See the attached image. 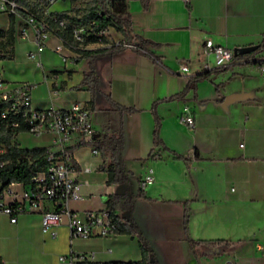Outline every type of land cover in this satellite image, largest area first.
Returning a JSON list of instances; mask_svg holds the SVG:
<instances>
[{"label":"crops","instance_id":"obj_1","mask_svg":"<svg viewBox=\"0 0 264 264\" xmlns=\"http://www.w3.org/2000/svg\"><path fill=\"white\" fill-rule=\"evenodd\" d=\"M61 1V8H49L50 3L46 10L67 9L68 0ZM125 8L130 41L145 40L139 52L124 47L92 56L81 53L73 62L59 59L60 67L44 69L41 52H53L44 48L37 65L25 54L32 48L29 34L20 37L13 29L12 55L0 59L2 79L36 77L29 91L31 107L78 101L89 111L93 133L122 132V161L131 179L107 183L98 168V151L73 144L76 178L87 182L79 186L82 198L69 200L68 207L82 216L105 206L109 193H134L136 182L151 176L129 208L114 212L119 220L134 223L159 264H262L264 76L251 59L264 57V0H125ZM4 15L0 28L7 25ZM112 31L115 40L123 39ZM206 38L245 49L249 57L234 58L181 97H171L190 75L203 70L204 61L211 64V56L201 50ZM97 47L86 43L83 49ZM90 65L99 82L91 105L90 90L79 84ZM52 87L55 93L49 91ZM152 110L158 117V144L152 142ZM185 112L193 117L190 128L178 122ZM83 167L89 170L81 171ZM136 231L69 239L63 216L50 235L40 230L38 212L19 213L14 221L0 213V264H68L57 255L70 251H91L89 261L136 260Z\"/></svg>","mask_w":264,"mask_h":264},{"label":"built area","instance_id":"obj_2","mask_svg":"<svg viewBox=\"0 0 264 264\" xmlns=\"http://www.w3.org/2000/svg\"><path fill=\"white\" fill-rule=\"evenodd\" d=\"M32 1L0 0V13L12 16L13 29L18 36L26 37L29 34L32 48L26 50L25 54L37 65L39 53L44 48L56 54L61 61L73 62L81 55L86 43H94L100 47L114 44L123 47L135 46L132 41L114 40L110 37L108 28L111 26L95 28L94 19L77 24L55 15L53 11H47L46 6L55 0H45L41 8L32 4ZM96 12L99 13V10ZM50 38L53 39L51 42ZM201 50L211 56L212 60L211 64L207 60L202 63L203 70L226 65L236 56L233 48L214 43L209 38L203 40ZM256 66L260 75L264 76V57ZM31 85L28 81H8L0 77V131L7 132L9 142L16 145L19 143L17 135L21 133L45 137V144L42 145L44 166L30 175L28 183L20 180H10L5 184L0 182V213L5 214L9 221H14L19 213L38 212L40 230L50 235L63 216L69 239L113 234L116 219L105 206L86 210L82 216L68 207L69 200L82 198L79 186L87 182L86 179L76 178L71 146L84 144L91 153H97L90 143L93 129L88 109L78 101L66 106L49 104L44 107H31ZM49 91L55 93L56 88L52 87ZM178 122L188 128L192 127V114H180ZM4 151L5 146L0 141V165L5 161L1 158ZM88 170V167L81 169ZM151 181V176L142 177L137 182L139 189ZM91 257V251H70L57 255L59 261L68 264L89 260ZM228 264L236 262L230 260Z\"/></svg>","mask_w":264,"mask_h":264},{"label":"trees","instance_id":"obj_3","mask_svg":"<svg viewBox=\"0 0 264 264\" xmlns=\"http://www.w3.org/2000/svg\"><path fill=\"white\" fill-rule=\"evenodd\" d=\"M25 2L27 0H21ZM34 0L31 2L33 4ZM44 4L45 0H41ZM69 7L53 13L59 17H64L68 22H75L77 24H84L91 19L96 20L95 28H99L105 25L111 26L115 31H118L123 39L130 41L132 35L130 34L129 18L125 8V0H87L86 4L80 6L76 4V0H68ZM42 6V5H41ZM41 8V7H38ZM99 10V13L96 11ZM66 34V32H63ZM102 40L105 38L102 37ZM12 41H13V19L12 16H8L7 25L5 28H0V59L9 58L12 55ZM132 50L139 52L140 49H144L145 40L137 39L134 43ZM124 48L119 45H111L109 47H97L94 49H83L81 51L84 55H90L97 53H107ZM258 49L261 48V44L258 45ZM244 57L246 59L248 52L238 54L234 58ZM252 63L256 64L261 59H251ZM226 65L213 66L208 69L201 70L199 72L190 75L185 83L184 88L171 97H181L184 91L193 87V84L200 78L205 77L209 72L220 71L224 69ZM79 84H85L90 90V97L88 103H93L92 92L98 90L99 82L93 66H89L82 71ZM114 107L119 109H127L118 103H112ZM153 112L154 123L152 128V142L158 144L156 136L158 117ZM0 141L5 146V151L2 153L1 158L4 161L0 165V182L5 184L10 180H20L23 183H28L29 177L36 170L44 166V153L42 145H34L31 147H21L14 143L9 142L8 133L0 131ZM91 145L98 151L101 156V162L98 164V168L103 170L106 174L105 181L107 183H126L131 179V175L128 173L126 167L122 161L121 147H122V132L119 129L116 132H98L92 133ZM107 154V157L105 155ZM140 194L139 187L136 188L134 193H109L105 201V207L114 215L116 219L115 232H133L136 231V227L131 221H121L115 214L114 210L117 208H129L136 195ZM138 244L140 248V257L136 260H103V261H74L71 264H159L156 258L153 256L150 246L142 234L137 230Z\"/></svg>","mask_w":264,"mask_h":264},{"label":"rangeland","instance_id":"obj_4","mask_svg":"<svg viewBox=\"0 0 264 264\" xmlns=\"http://www.w3.org/2000/svg\"><path fill=\"white\" fill-rule=\"evenodd\" d=\"M86 2H87V0H76V4H78L80 6H83L84 4H86ZM33 4L37 7H41V5L43 3L41 2V0H34ZM63 5H64L63 1L55 0L51 3L49 8H57L58 9V8H61ZM4 19H5V15L3 13H0V25L3 24ZM112 32H113L112 28L109 27L108 28V35H110V37H111ZM16 51H17L18 56H19L21 53L19 45H16ZM41 55H42L41 63L43 65L44 69H47L50 65L51 66H57V67L61 66V61L59 60V58H57V56H55V54L47 51L46 49H44L41 52ZM1 64H3V62ZM15 78H18V77H15ZM29 78L30 79H28L29 80L28 82L33 83V82L37 81L36 77H34V78L29 77ZM16 80H18V79H16ZM37 86H38V84L35 85L36 89H37ZM17 140L19 142L18 145L21 147H31L34 145H44L45 144V137L44 136H33V135H30L27 133H22V134L17 135Z\"/></svg>","mask_w":264,"mask_h":264},{"label":"water","instance_id":"obj_5","mask_svg":"<svg viewBox=\"0 0 264 264\" xmlns=\"http://www.w3.org/2000/svg\"><path fill=\"white\" fill-rule=\"evenodd\" d=\"M233 51H234V54L235 55H238V54H242V53H246V52H248L247 50H245V49H236V48H233ZM136 182V181H135ZM136 184H137V182H136ZM137 187H138V184H137ZM228 264V263H227Z\"/></svg>","mask_w":264,"mask_h":264}]
</instances>
